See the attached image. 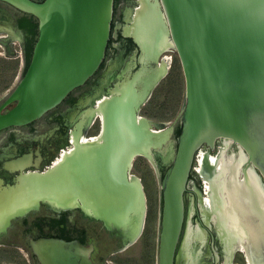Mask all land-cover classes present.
I'll return each instance as SVG.
<instances>
[{
  "label": "water",
  "instance_id": "95a60500",
  "mask_svg": "<svg viewBox=\"0 0 264 264\" xmlns=\"http://www.w3.org/2000/svg\"><path fill=\"white\" fill-rule=\"evenodd\" d=\"M154 1L160 10L147 9L141 22L166 30L185 80L181 130L160 180L157 264L186 262L185 244L176 253L183 195L197 151L202 146L213 150L217 140L230 141L245 156L243 163L227 165L230 171L222 182L220 204L229 207L223 211L227 221L216 212L219 232L240 231L246 263L264 264V192L248 170L252 167L264 181V0ZM0 3L38 22L26 72L0 106L1 131L39 119L95 73L109 39L113 0ZM134 80L135 76L126 80L117 95L102 105L100 144L77 143L76 150L62 156L53 170L21 187V198L12 197L1 205L26 209L34 200L31 207L41 202L68 209L75 201L125 249L131 246L127 241L140 230L145 199L141 188L128 183L126 176L134 158H148L146 147L154 149L151 141L161 140L137 120L141 95L134 90ZM10 104L14 106L2 113ZM227 166L219 176H224ZM211 190L214 194L216 189ZM18 211L13 217L29 210ZM111 227L116 230L111 232ZM33 249L41 264H94L92 248L75 243L44 240Z\"/></svg>",
  "mask_w": 264,
  "mask_h": 264
},
{
  "label": "flooded vegetation",
  "instance_id": "af4514ba",
  "mask_svg": "<svg viewBox=\"0 0 264 264\" xmlns=\"http://www.w3.org/2000/svg\"><path fill=\"white\" fill-rule=\"evenodd\" d=\"M31 1L42 3L44 0ZM155 5L154 0H113L109 39L104 57L95 73L83 85L71 91L59 105L39 119L25 126L10 127L0 131V204L9 201L18 188L25 186L22 182L27 179L26 177L31 174L41 175L54 168L55 162H59L68 152L67 150L72 149L77 143L80 144L78 142L80 138L92 139L99 135L102 128V105L116 96L126 80H130L133 76H135L134 85L132 84L134 90L141 95V103L136 110L137 120H145L149 123V128L154 130L159 129L158 126L163 124L164 132L158 134L160 135L158 137L163 139L153 144L154 149L150 148L149 154L144 152L147 156H153V162L160 173L161 180L168 168L169 159L167 153L161 158L156 152L164 148L163 140L167 134H169L168 141L172 143L173 150L176 149L175 140L178 136L175 135L181 130L180 116L185 101V80L180 65L184 89L180 113L174 122L153 121L141 115L143 107L151 99L155 90L169 77L173 66V56L178 59L166 30H158L155 24L141 22V13L145 14L147 9L158 10L159 8L160 10L159 5ZM0 10L9 16L12 31L19 33L20 80L25 67L24 53L25 44L28 41L27 35L17 27V21L21 15L15 9L0 3ZM0 34H4L0 37V42H3L1 43L4 44L6 52H10L8 45L12 44V38L6 37L7 33L4 30H0ZM6 98L7 96L0 98V106ZM13 106L14 104L8 105L2 113ZM217 151L216 156H220L223 166H229L235 161L239 162V155H244L238 146L227 140H217L213 150L202 146L197 151L183 195V223L176 253L181 245L185 244L182 247L186 249L187 255L191 256L189 247H197L201 250V264H225V260L227 264H234L236 254L240 252L244 263L247 264L242 250L226 251L221 238L222 234L219 232L220 223L215 216L213 203L215 200L220 203L222 201L220 199L222 191L219 186L222 188L225 176H216L212 173L213 165L212 168L209 167L208 159V156H213V153L216 154ZM223 152L229 156L233 155L234 158L231 161L226 160ZM200 153L203 156L202 165L199 162L196 170L195 165L201 158ZM144 159L150 163L147 158ZM134 160L129 172L132 170ZM207 172L210 173L211 179L213 177V185H210V177L208 178L210 181L207 179ZM239 175L238 179L241 178L243 181V175L241 173ZM256 175L259 176L257 172ZM258 178L264 189V181L260 176ZM211 188L219 190H215L213 194ZM207 198L211 203L209 207L205 204ZM31 206H34V201ZM31 206L25 209L26 206L0 205V261L8 259L10 262L1 264H41L33 248L44 240L75 243L82 249L91 247L90 259L94 264H105L107 256L125 249L118 238L111 236L105 230L103 223L86 215L75 201L69 204L68 209L52 207L41 202L35 207ZM16 210H21L18 213H22L23 210L29 211L13 217ZM87 212L91 214L90 211L87 210ZM160 215L161 210L158 213L159 223ZM115 230L116 228L111 227V232ZM199 232L202 233L201 239L196 235ZM181 258L182 255L179 263ZM189 259L187 256L188 264ZM195 261L198 264L197 260ZM186 262L184 261L183 264H187Z\"/></svg>",
  "mask_w": 264,
  "mask_h": 264
},
{
  "label": "rangeland",
  "instance_id": "374dc122",
  "mask_svg": "<svg viewBox=\"0 0 264 264\" xmlns=\"http://www.w3.org/2000/svg\"><path fill=\"white\" fill-rule=\"evenodd\" d=\"M3 36L4 34H0V37ZM3 47H0V98H4L10 94L16 86L21 69L18 43L12 42V44L8 45L10 52H6ZM183 89L184 83L179 60L173 56V66L169 77L155 90L151 99L143 107L141 115H145L153 121L174 122L180 113ZM168 137L169 134L164 138V148L156 153H158L161 158L165 157L167 153L170 162L174 150L172 148V143L168 141ZM160 138L163 139L162 137ZM217 154L218 151L216 154L213 153V157ZM201 155L200 153V156ZM147 159L152 162L153 166L144 158L137 157L130 171L139 180V185L140 187L142 186L145 199L144 205L146 215L144 213L145 222L144 225L142 222V232L140 231L141 234H138L137 239L130 244L131 246L107 256L105 264H157L158 213L161 209L160 173L155 167L153 156L151 157V155H149ZM196 164L195 169L197 170L199 163L197 162ZM142 221H144V219ZM202 249L205 250L206 248ZM189 251L191 252V250ZM1 263L10 262L8 259H5L1 260L0 264ZM234 264H245L242 253L238 252L236 254Z\"/></svg>",
  "mask_w": 264,
  "mask_h": 264
},
{
  "label": "bare ground",
  "instance_id": "6f19581e",
  "mask_svg": "<svg viewBox=\"0 0 264 264\" xmlns=\"http://www.w3.org/2000/svg\"><path fill=\"white\" fill-rule=\"evenodd\" d=\"M0 30L2 31V30H4V32H6L7 33V36L6 37H10V38H12V40H13V42H15V43H18V37H19V33L18 32H13L12 31V29H11V20L9 19V16L3 11V10H0ZM3 39V38H2ZM172 42V41H171ZM173 44V43H172ZM4 46V44L2 45V43H0V47H3ZM4 48V47H3ZM102 112V111H101ZM101 115H102V113H101ZM138 121H142V122H145L146 124H147V126L149 127V123L148 122H146L145 120H138ZM82 124V123H81ZM150 125H152L151 123H150ZM162 126H163V124L161 125H159L158 126V128L159 129H157V130H154V128L153 129H151V128H149V130L151 131V133L152 134H154V135H156L157 137L158 136H160V135H158L159 133H161V132H164V128H162ZM164 141L165 140H163V143H164ZM79 142H80V144L81 145H83V146H85V145H92V144H100V142H101V135L99 134V135H97L96 137H94V138H92V139H86V138H80V140H79ZM153 142V143H152ZM223 142V141H222ZM230 142V141H229ZM231 143V142H230ZM152 144H156V143H154V141H151V145ZM223 144V143H222ZM76 146H77V144H76ZM76 146H74L72 149H70V150H67L68 152L67 153H65V156L66 155H68V154H70V153H72L73 151H75L76 150ZM147 146H149V145H147ZM222 146V145H221ZM222 148V147H221ZM149 149H150V146L149 147H146V149L144 150L145 151V153L146 154H149L150 152H149ZM227 153V152H226ZM237 153V152H236ZM223 154H224V152H223ZM205 155V154H204ZM220 155V154H219ZM224 156H225V159L226 160H228V161H231V159L232 158H234V156L233 155H227V154H224ZM240 156V159H239V161L240 162H244V158H245V156L244 155H242V154H240L239 155ZM149 157V156H148ZM202 155H201V158H200V160L198 161V163L200 162L201 163V165H202ZM208 159H209V164H210V166L209 167H211L212 165H213V172L212 173H215V175L216 176H219V174H220V171H221V167L223 166V163L220 161V156H208ZM224 159V160H225ZM203 161H204V158H203ZM150 163H151V165L153 166V164H152V162L150 161ZM56 164H58V162H55V166H56ZM226 165V164H225ZM227 166V165H226ZM228 167V166H227ZM212 168V167H211ZM208 169V168H207ZM228 169V171L227 172H225V173H223L224 174V176L226 177L227 175H228V172L230 171V168L228 167L227 168ZM241 169V168H240ZM240 169H239V171H240ZM51 170H53V167L51 168ZM50 170V171H51ZM249 171H250V173H251V175L253 176V178H255V179H259L258 177H257V175H256V172L254 173V171H253V169H251V168H249L248 169ZM204 171V170H203ZM237 172V171H236ZM235 172V173H236ZM46 173V172H45ZM208 173V172H207ZM238 173V172H237ZM240 174V173H239ZM39 176H41V177H44L45 175L42 173V175H36V174H31V175H29L28 177H26L27 179H24L23 180V182H22V184L23 183H25V185L26 186H29L30 184H29V180H31V179H35V178H37V177H39ZM240 176V175H239ZM127 177V182L128 183H130V184H132V186H133V184H135L136 185V187L140 190V188H141V190H142V186L140 187V185H139V180L131 173V172H129L128 173V175L126 176ZM210 177V173H208V175H207V179ZM217 177H215V179H216ZM210 179H211V177H210ZM210 179H208L209 181H210ZM212 179H213V177H212ZM212 179H211V182H210V185H213V181H212ZM214 179V180H215ZM27 180V181H26ZM223 180V179H222ZM205 181V180H204ZM238 182L239 183H242V181H241V178H239L238 179ZM220 185V184H219ZM208 186V185H207ZM220 187V189H221V186H219ZM218 187V188H219ZM261 188H263V187H261ZM17 189V188H16ZM209 189V188H208ZM216 189V188H215ZM217 190H219V189H217ZM216 190V191H217ZM264 190V189H263ZM221 191V190H220ZM23 191H22V189H20V188H18V190L17 191H15L14 192V194L11 196V197H18V198H21L22 196H21V193H22ZM217 193V192H216ZM221 193V192H220ZM222 194V193H221ZM220 194V195H221ZM144 196V195H143ZM222 196V195H221ZM11 197H9V198H11ZM218 197H220L219 195H218ZM217 197V198H218ZM203 199H205V198H203ZM208 199V198H207ZM205 200V204H206V207H209V204H211V203H209V199H210V197H209V199L208 200ZM219 199V198H218ZM221 199V198H220ZM142 200L144 201V199L142 198ZM222 200V199H221ZM34 201V200H33ZM211 202V201H210ZM213 203V202H212ZM259 204H260V201H259ZM1 205V204H0ZM261 205V204H260ZM213 206H215V216H216V218L218 217L217 216V214H216V212L218 213V215H219V217L218 218H220V215L225 219V221H227L226 220V218H225V215H224V213H223V211H224V209L226 208V207H229V205L227 206V204L226 203H222V204H220V201L219 202H217L216 200L214 201V203H213ZM6 207V206H5ZM203 208V207H202ZM211 211V210H210ZM205 213H207L206 211H204ZM212 213H213V211H212ZM210 214V213H209ZM233 216H234V218H236V215H234L233 214ZM142 219H143V216H141V218H140V221L142 222ZM206 221H208V219H206ZM142 226V225H141ZM141 226H140V230H138L137 231V233H136V236H129V242H127V243H133L134 241H135V239H137L136 237H138V234L140 233V231H141ZM235 232H233V234H229L230 232H227L225 235H223L222 234V240H223V242H224V244H225V248H226V251L227 252H229L230 250H235V249H239V250H242V243H243V241H242V234H241V232L240 231H238V230H234ZM232 233V232H231ZM196 235H197V237H200L199 239H201L202 238V233H196ZM189 245H190V243H189ZM189 250H191V256L190 255H188V257L190 258L189 259V264H196V261L195 260H197V262H198V264H201L200 262H201V258H202V253H201V250L199 249H197V248H194V247H189L188 248V251ZM192 258H194L195 260H193Z\"/></svg>",
  "mask_w": 264,
  "mask_h": 264
},
{
  "label": "trees",
  "instance_id": "16d2710c",
  "mask_svg": "<svg viewBox=\"0 0 264 264\" xmlns=\"http://www.w3.org/2000/svg\"><path fill=\"white\" fill-rule=\"evenodd\" d=\"M17 12L21 15L20 19L17 21V27L19 30L23 31L27 35V39H28L27 43L25 44V53H24L25 67L22 73L24 75L30 63L33 47L37 40L38 22L31 15L19 11ZM178 133L179 131H177L175 136H178Z\"/></svg>",
  "mask_w": 264,
  "mask_h": 264
}]
</instances>
